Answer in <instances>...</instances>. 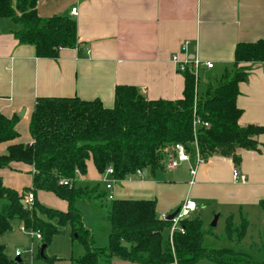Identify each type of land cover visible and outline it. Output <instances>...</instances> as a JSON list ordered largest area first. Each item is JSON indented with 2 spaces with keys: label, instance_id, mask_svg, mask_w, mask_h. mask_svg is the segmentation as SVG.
<instances>
[{
  "label": "crops",
  "instance_id": "1",
  "mask_svg": "<svg viewBox=\"0 0 264 264\" xmlns=\"http://www.w3.org/2000/svg\"><path fill=\"white\" fill-rule=\"evenodd\" d=\"M72 9H76L75 14ZM36 12L44 19L59 16L74 21L77 46L59 50L54 60L38 58L33 46L20 44L14 37L15 26L0 19V114L18 118V138L0 145V154H5L8 145L32 142L28 125L38 98L99 100L111 109L115 88L125 86L136 88L146 101L175 102L182 99L184 77L172 63L173 55L213 65L212 69H199L203 79L201 85L198 75L195 79L199 96L230 68L238 44L264 40V0H36ZM242 66H249L250 71L238 86L236 106L242 112L238 124L264 129V63ZM254 141L255 150H235L237 163L214 154L206 160L200 156L202 163L197 164L192 154L189 162L175 169L164 167L153 174L143 172L142 178L133 175L121 181L109 177L113 181L110 191L101 190L102 175L88 161L86 175L77 177L75 185L98 184V193L105 197L78 202L75 207L91 238L98 236L100 240V246L93 247L107 245L108 210L106 218L101 212L109 204V193L114 200L155 201L158 219L192 200L198 210L191 218L197 215L205 229L210 228L214 215H218L217 223L223 216L225 224L230 216L236 224L244 218L249 228L252 215L263 216L259 203L264 201V132ZM234 169L245 176V183L233 182ZM191 170H195L194 176ZM32 174V167L21 163L0 170L3 184L23 197L31 189ZM34 197L45 208L62 213L68 209L65 201L51 193L37 192ZM37 217L57 224L41 214ZM99 219L104 223L101 229ZM58 230L60 234L44 251L48 260L39 255L40 240L19 221H12L10 230L0 235V247L9 260L19 258L24 264H73L84 249L72 240L69 225ZM111 264L129 263L113 259Z\"/></svg>",
  "mask_w": 264,
  "mask_h": 264
},
{
  "label": "trees",
  "instance_id": "2",
  "mask_svg": "<svg viewBox=\"0 0 264 264\" xmlns=\"http://www.w3.org/2000/svg\"><path fill=\"white\" fill-rule=\"evenodd\" d=\"M0 19L15 26L14 37L20 44L33 46L38 58L54 60L59 50L77 46L74 21L59 16L40 18L36 0H0ZM256 63H264V40L238 44L230 68L199 96L196 80L187 68L180 73L184 77L182 99L175 102L146 101L136 88L125 86L115 88L111 109L104 108L99 100L38 98L28 125L32 142L8 145L5 154H0V170L18 163L32 167L29 192L33 196L37 192L51 193L65 201L68 209L62 213L45 208L35 197L29 206L25 196L5 186L0 176V235L10 230L12 221H19L25 230L40 234L46 249L60 234L58 228L69 225L72 240L84 249L83 256L73 264H111L113 259L129 264H197L202 260L264 264V235L246 249L240 248L248 228L244 218L236 224L232 216L228 217L221 236L235 247L214 250L203 247L202 240L205 236L219 237L214 229H205L197 215L182 221L184 233H174L170 242L171 223L158 219L155 201L112 200L108 204L107 245L96 249L75 207L78 202L105 197L98 193V184L75 185L77 177L86 175L88 161L100 175L111 167L112 178L117 181L138 170L153 174L167 167L171 146L181 144L188 149L195 119L198 151L204 160L218 154L237 163L236 149L255 150L254 138L264 129L238 124L242 112L236 98L239 84L245 82L250 71L249 66L242 65ZM17 122L15 116L9 119L0 114V145L18 138ZM259 207L264 214V201ZM37 213L49 222L57 220L56 226L39 220ZM42 259L48 260L45 255ZM0 264L24 263L9 260L0 247Z\"/></svg>",
  "mask_w": 264,
  "mask_h": 264
},
{
  "label": "built area",
  "instance_id": "3",
  "mask_svg": "<svg viewBox=\"0 0 264 264\" xmlns=\"http://www.w3.org/2000/svg\"><path fill=\"white\" fill-rule=\"evenodd\" d=\"M76 9H72L71 13L75 14ZM186 49H187V43H185L182 46L181 49V53H186ZM171 61L172 63L176 66V69L179 73H183L187 68L190 69V72L193 74L194 78H197L199 69L202 67H205L206 69H212L213 65L211 63H205L202 64L200 61L193 59L192 58H188V57H184L183 59H180L178 55H173L171 57ZM196 124H198V119H195L194 123H193V141L191 143L190 146V152L181 144H174L173 146H171L170 153L172 154V156H170L169 158V162L167 167L169 169H175L177 168L180 164L182 163H186L189 162L191 160L192 154L196 159V163H202V159L199 155V151H198V146H197V141H196ZM205 127H208L207 124L204 125ZM105 175H107V177H112L113 175V170L111 167L107 168L105 171ZM190 175L194 176L195 175V170H191L190 171ZM134 176L138 177V178H142L144 175L142 173V171L138 170L135 172ZM232 180L233 182H237V183H245L246 178L244 175L240 174L237 170H233L232 171ZM109 181H105L106 185L105 188L107 191H110L112 188V180ZM63 186H68L69 187V183L67 181H62L61 183ZM107 200L108 201H112L113 196L111 195V193H109V195L107 196ZM34 201V196L32 194V192H28L25 197H24V202L25 204L31 206L33 204ZM179 211L176 214V216L170 221L171 226L169 229V240L171 242L172 240V235L176 232L178 233H184L183 227L181 225V222L187 219H190L198 210L196 203L192 200H185L180 207L178 208ZM166 216L162 217V220H165ZM35 238L37 240L41 239V236L39 233H34ZM15 256H19V253H15Z\"/></svg>",
  "mask_w": 264,
  "mask_h": 264
},
{
  "label": "rangeland",
  "instance_id": "4",
  "mask_svg": "<svg viewBox=\"0 0 264 264\" xmlns=\"http://www.w3.org/2000/svg\"><path fill=\"white\" fill-rule=\"evenodd\" d=\"M198 77H199V81H200V85H201L203 82L201 72L199 73ZM190 146H191V143L188 145V149H187L188 151L191 149ZM181 167H184V165L183 166L181 165L180 168ZM180 168H178V170ZM166 173H168V171ZM106 180L111 182L110 178L107 177V175H102L101 184H100V187L102 188L101 190H103V188H105L104 186L106 185V183H105ZM111 184L113 185V181ZM106 210H108V203H106V208H105V205H104V207H102L101 214L105 215ZM206 215L209 218V215L208 214H206ZM214 217H215V215L212 217V220L210 221V225H211V223H213ZM105 218H106V215H105ZM97 224H98V228L101 229L102 224H104V223H102L101 220L99 219L97 221ZM204 224H206L205 220H204ZM216 224L217 225L214 228L216 230L215 235L220 236L221 234H223V231H224L223 229H224V224H225V218L222 216L221 219H219L218 223L216 221ZM105 225H106V227H108L107 219L105 221ZM166 234L168 235V232H166L165 235ZM263 234H264V214H263V216H261V219L256 215H252V217L250 219V224H249V228H248L246 237L244 238L243 242L241 243L240 248L246 249L252 242H258L259 239L263 236ZM249 238H252V239H249ZM91 239H92V246H93V244L95 245V247L100 246L99 245L100 240H99L98 236H95L94 240H93V238H91ZM78 245H80V244L78 243ZM80 246L82 247V245H80ZM202 246L205 248L214 249V250L235 247L234 244L231 245L224 238L214 239V238L209 237V236H205L203 238ZM197 264H213V263L208 261V260H202V261L198 262Z\"/></svg>",
  "mask_w": 264,
  "mask_h": 264
},
{
  "label": "water",
  "instance_id": "5",
  "mask_svg": "<svg viewBox=\"0 0 264 264\" xmlns=\"http://www.w3.org/2000/svg\"><path fill=\"white\" fill-rule=\"evenodd\" d=\"M21 115V114H20ZM260 150H262V148L259 147ZM179 209H176L173 213H171L170 215L166 216L165 220L164 221H167V222H170L175 216L176 214L178 213ZM159 220H162V217L159 219ZM218 220V215H215L214 217V220H213V223H211L210 225V228H215L216 227V221ZM44 249L45 247L42 245L40 247V257L42 258L44 255ZM16 262H20V259L19 258H16L15 259Z\"/></svg>",
  "mask_w": 264,
  "mask_h": 264
}]
</instances>
